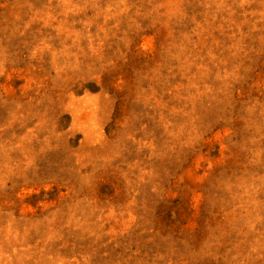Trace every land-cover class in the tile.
I'll list each match as a JSON object with an SVG mask.
<instances>
[{
    "label": "rangeland",
    "instance_id": "1",
    "mask_svg": "<svg viewBox=\"0 0 264 264\" xmlns=\"http://www.w3.org/2000/svg\"><path fill=\"white\" fill-rule=\"evenodd\" d=\"M0 264H264V0H0Z\"/></svg>",
    "mask_w": 264,
    "mask_h": 264
}]
</instances>
